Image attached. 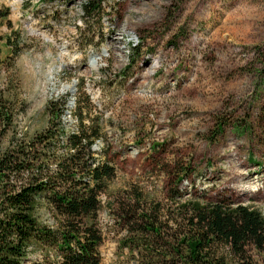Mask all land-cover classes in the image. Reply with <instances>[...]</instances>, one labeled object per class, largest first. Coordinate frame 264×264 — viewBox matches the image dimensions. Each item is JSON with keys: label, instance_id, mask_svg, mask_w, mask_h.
<instances>
[{"label": "rangeland", "instance_id": "1", "mask_svg": "<svg viewBox=\"0 0 264 264\" xmlns=\"http://www.w3.org/2000/svg\"><path fill=\"white\" fill-rule=\"evenodd\" d=\"M85 1L0 0V108L19 134L47 125L50 101L69 100V130L81 110L99 119L93 150L109 146L116 168L101 263L128 264L108 202L132 184L264 216V0H104L91 20Z\"/></svg>", "mask_w": 264, "mask_h": 264}, {"label": "trees", "instance_id": "2", "mask_svg": "<svg viewBox=\"0 0 264 264\" xmlns=\"http://www.w3.org/2000/svg\"><path fill=\"white\" fill-rule=\"evenodd\" d=\"M103 1L86 0L83 17L101 16ZM68 101H50L47 125L31 134H19L11 110L0 108V264H23L30 251L56 264H102L99 211L116 168L109 146L100 156L93 150L102 138L98 118L86 124L81 110L75 129L66 127ZM183 197L172 189L165 200L156 198L132 184L108 202L128 264L264 263V216L258 209Z\"/></svg>", "mask_w": 264, "mask_h": 264}]
</instances>
